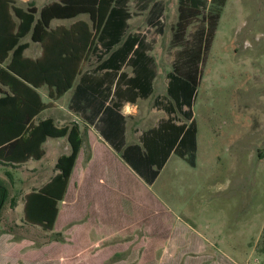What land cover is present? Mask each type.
Masks as SVG:
<instances>
[{
  "label": "rangeland",
  "instance_id": "1",
  "mask_svg": "<svg viewBox=\"0 0 264 264\" xmlns=\"http://www.w3.org/2000/svg\"><path fill=\"white\" fill-rule=\"evenodd\" d=\"M47 1L35 0L34 5L40 7ZM160 1L159 26L145 25L143 18L133 25L152 41L159 72L145 103L164 94L161 83L172 60L168 46L177 0ZM28 4L31 0L20 6ZM193 29L188 28L187 36ZM193 113L196 167L172 156L150 191L158 201L154 221L167 216L179 229L178 240L199 239L194 257H133L141 252L144 238L141 230H136L135 237L130 235L132 226L125 228L123 236L106 240L112 251H96L101 246H87L81 230L91 215L86 202L95 205L92 199L76 194L59 207L54 232L61 235V243L51 240L52 233L26 225L21 213L23 195L39 188L53 171L50 162L60 140L48 139L43 146L44 165L0 163V187L8 195L0 208V264H264V0L226 1ZM76 189L77 183L74 193ZM89 223L93 231L94 216ZM69 244L72 252L65 257Z\"/></svg>",
  "mask_w": 264,
  "mask_h": 264
},
{
  "label": "trees",
  "instance_id": "2",
  "mask_svg": "<svg viewBox=\"0 0 264 264\" xmlns=\"http://www.w3.org/2000/svg\"><path fill=\"white\" fill-rule=\"evenodd\" d=\"M154 27L159 26L161 7L153 0H138ZM227 0H177L176 22L172 27L169 49L172 53L171 70L166 75L165 97L153 105L163 110L168 118L140 137L143 159L154 166L150 176L143 175L125 155L121 158L133 171L150 184L170 152L194 167L196 160L197 127L192 108L203 68L215 36L221 9ZM129 0H56L37 12L29 4L22 9L15 0H0V163L16 166L28 160H39L47 138H65L70 152L59 156L54 163L56 173L37 190L23 195L22 220L25 224L51 232L71 174L82 138L78 127L57 128L45 119L34 123V118L51 107L42 102L37 91L46 89L47 97L57 99L69 90L76 76L78 87L89 89L97 77L80 73V66L93 54L99 61L95 72L105 70V77H113L122 67H129L132 76L124 81V94L145 99L151 94L154 62L144 55L150 46L137 34L125 35L126 21L131 14ZM86 14L91 25L76 21L68 28L48 24L52 19H70ZM194 26L191 33L188 28ZM29 35L40 45V55L32 60L23 57L26 43L20 40ZM187 36V37H186ZM144 46V49H143ZM126 76L119 74L118 79ZM83 81V82H82ZM117 83V81H116ZM78 93V92H77ZM76 97V96H75ZM78 97V96H77ZM177 113L187 123L174 125ZM7 191L0 187V208L7 200ZM53 234V233H52ZM51 240L60 241V234Z\"/></svg>",
  "mask_w": 264,
  "mask_h": 264
},
{
  "label": "crops",
  "instance_id": "3",
  "mask_svg": "<svg viewBox=\"0 0 264 264\" xmlns=\"http://www.w3.org/2000/svg\"><path fill=\"white\" fill-rule=\"evenodd\" d=\"M34 1L35 0H31V5H33L37 11L34 16L35 19H37L39 10L43 6L55 2L56 0H49L40 7L35 6ZM153 1H155L159 7L162 6L160 0ZM23 2H25V0H15V5L24 9L29 4L25 7H21L20 5ZM141 4L142 3L138 0H129L127 6L131 16L126 21L127 29L125 35L137 34L140 38L143 37L144 42L148 43L150 46L144 51V55L151 57L154 62V77L151 81V94L147 98H136L135 100H131L132 95L128 96L123 93V91L126 90L124 81L132 76L129 67H122L113 77H105V70L95 72V67L98 65L99 61L93 54L87 56L85 61L81 64L80 73H92V75L96 76L97 78L91 81L94 82V87H89V89H87L82 83V87L76 89L80 81V75H78L74 79L71 88L55 100L47 97L45 88L37 90L41 96L42 102H49L51 107L41 111L34 118V123L49 119L57 128L69 127L74 124L78 127L82 138V144L78 150L62 201L58 203V212L53 223V229L49 233L59 234L54 232L56 231L58 223L59 207L61 204L66 206L67 203L72 201L68 199L70 194L72 196L76 194L81 198H89L94 201H92V204L95 205L94 207H92L90 201L86 202L85 209L91 215L89 219H87L88 222L81 225V230L82 233L85 232L87 246H101V248L96 251H112L108 247L109 245L106 240H108V238H114L118 234H120L119 236H123V232L126 230L125 228L132 226L133 228L131 230L129 229L130 235L135 237L136 230H141L143 231L142 234L144 238L139 245L141 252L133 257H151V255L152 257H194L199 250V239L191 237L188 240H178V238L181 237L178 233L179 229L170 224V222L172 223L171 219L166 216L161 217L162 220L154 221L153 215L154 212H157L159 209L156 205L158 201L153 197L150 188L164 171L172 156L179 157L173 152H170L156 177L150 184H147L143 178L138 176L129 164L121 158V153L124 152L126 157L140 169L143 175L150 176L152 170H154V166L149 165L143 159V148L140 143V137L145 132L156 128L161 121H165L168 118L163 110L153 105L154 100L165 97V90L164 94L157 95L151 102L145 103L152 95L153 82L159 72L157 62L152 57V41L148 39L146 32L135 30L133 26L136 25L135 22L140 18H143L145 25H152L153 20L147 17V12L151 7V3L145 10L142 8ZM76 21H82L91 25L86 14H79L70 19H52L48 24V28L51 30L56 27L68 28ZM20 43L27 44L26 49L22 53L23 57L32 60L39 57L41 52L40 45L37 42H32L29 35L23 37ZM169 50L173 53L176 48ZM170 70L171 61L169 70L164 74V81L161 83V89L163 85L166 89V75ZM120 73L124 74L126 77L123 78L120 76L118 79ZM65 95H68L67 100L64 103H58ZM43 112H46L44 116H42ZM174 116V125L177 126L181 123H187L177 113L171 115V117ZM192 118L194 119V113ZM48 139L60 140L56 150H54V162L53 160L50 162L53 168L59 156L69 154L70 147L64 137L47 138L45 142ZM45 142L42 144L44 154L39 160H28L16 166L29 165L31 161L35 162L31 164H37L39 166L44 165L41 160L45 156L43 148ZM58 151L64 153L57 155ZM197 151L198 145L196 135V154ZM179 159L182 160L181 158ZM182 161L185 162L184 160ZM195 167L196 160L193 168ZM55 173L56 171L53 168V171L50 172L49 179ZM76 183L77 189L74 193L73 184ZM157 215H159V213ZM93 216L96 224L94 230L91 231L89 222L93 220ZM119 226L121 230H118ZM53 242L61 243L55 240H53ZM72 243L75 244L76 242L73 240ZM67 246L70 247L69 249L66 247L65 257L72 252L70 249L72 244Z\"/></svg>",
  "mask_w": 264,
  "mask_h": 264
}]
</instances>
